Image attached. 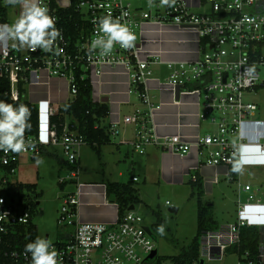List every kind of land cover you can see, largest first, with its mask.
I'll return each instance as SVG.
<instances>
[{
	"label": "built area",
	"instance_id": "2783aa9c",
	"mask_svg": "<svg viewBox=\"0 0 264 264\" xmlns=\"http://www.w3.org/2000/svg\"><path fill=\"white\" fill-rule=\"evenodd\" d=\"M40 2L54 18L55 27L60 30L62 39L58 37L49 52L40 48L35 51L21 48L18 42H14L16 46L13 47L11 40H2L0 100L19 101V89L29 78L35 83H40L43 78H61L68 87L64 106L74 102L77 80L88 79L91 85L93 77L102 75L103 66H122L129 79L128 94L134 95L143 106V109L135 110L122 120L124 125L131 124L134 128V138L130 144L133 152L141 156L147 148L157 147L163 152L185 158L195 148L202 166L213 169L223 167L225 179L238 186L236 220L201 235L199 259L193 264H200V261L203 264L205 261H222L227 249L239 244L240 231L244 228L258 229L257 252L253 257L245 252L237 264H264V220L258 225L252 223L253 218L260 216L255 210L263 208L264 204L260 199L255 200L252 185L238 182V172L235 177L230 170L234 164L239 165L243 126L251 121L259 109L256 103L248 100V96L264 87V0H197L195 4L190 0H169V4L164 6L153 0V11L135 6L136 3H148V0ZM196 6H207L208 12L193 13L192 9ZM12 9L17 11L18 16L23 10L21 5L13 7L0 0V24H7L8 13ZM66 11L74 12L79 19V23L74 24L75 39L67 36V30L62 25L60 13ZM109 15L113 20L126 25L136 39L131 48H121L117 43L110 55L101 56L99 49H89L92 40L103 35L99 31V20ZM68 19H71L70 15ZM146 23H169L193 29L197 35L195 60L163 63L155 53L143 55L140 44L144 41H138L137 38ZM158 64L166 65L169 74L163 83L173 93L179 88V93L195 95L198 122L206 123L211 130L192 141H186L178 135H156L152 118L153 112L158 111L160 105L155 104L147 95V83L158 82L151 72V67ZM92 101L102 103L101 99L93 96ZM58 110L49 102L43 110L38 109L36 135L30 134L28 129L24 133L26 145L34 147H26L20 153L0 151V264H32L31 253L25 255L23 250L11 248L8 239L16 234V229L31 221V205L23 199L12 197L19 186L13 184L11 179L17 172L19 155L37 158L41 150L49 147L60 148L64 162L69 167L67 177L76 184V192L62 199L56 220L58 227L67 229L60 240L52 242L58 253V264H160L157 253L151 257L155 251L151 229L144 225L143 218L135 210H128L120 216L118 205L106 199V192L103 193V204L114 207L115 220L110 224L77 222L80 190L93 185L79 183L81 171L78 152L85 141L76 131L70 130L68 118L64 119L61 134H57L56 124L50 118L56 116ZM41 115L45 117L43 123L39 122ZM107 127L110 138L118 136V122H112ZM40 132L44 133V140L39 138ZM192 178L195 182V177ZM132 181L137 182V179L133 178ZM218 181L215 175L214 182ZM60 183H64V180H60ZM102 187L105 190V186ZM242 193L247 196L245 202L240 200ZM145 228L149 229L150 234Z\"/></svg>",
	"mask_w": 264,
	"mask_h": 264
},
{
	"label": "crops",
	"instance_id": "0c3cea01",
	"mask_svg": "<svg viewBox=\"0 0 264 264\" xmlns=\"http://www.w3.org/2000/svg\"><path fill=\"white\" fill-rule=\"evenodd\" d=\"M156 1L161 4V0ZM190 2L195 4L197 0H190ZM135 6L142 7L141 3H136ZM192 11L200 14L208 12V8L207 6H196ZM139 32L137 40L144 41L140 44L143 55L155 53L163 63L192 62L196 58L197 35L193 29L180 28L169 23H146ZM2 42L0 41V45L3 44ZM152 67H164L167 74L169 73L165 64ZM128 81V75L122 66H103L102 75L93 77L91 80L92 96L101 100L107 98V102H105L108 106L107 126L112 122L119 123L118 140L115 142L118 150L123 146L131 149L130 144L134 138L133 126L131 124L124 125L122 120L124 117L132 115L135 110L143 109L138 100L136 98L132 100L131 95L128 94ZM24 89L23 99L41 110L48 102L59 109L68 97L67 83L61 78H43L40 83H35L33 79L29 78ZM147 95L155 104L160 105V109L153 112L152 118L154 131L158 137L178 135L186 141H192L198 135L203 134L202 124L198 122V106L194 94L179 93V97L176 99L171 89L158 79V82L148 81ZM260 111L259 108L251 121L243 126V142L239 159L241 170L238 172V182L241 181L243 171L264 169V119L260 118ZM118 153L120 154L119 151ZM138 157L137 163L135 160H131L132 157L130 162L140 164L144 181L155 180L158 184L176 188L183 187L185 183L191 186L194 183L192 177H195L201 184L203 200L210 203L213 209L216 207V196L220 198L221 203L223 201L225 203L226 194L224 190L228 184H233L225 179L223 167L213 169L202 166L195 148H192L185 158L163 152L157 147L147 148L144 155H138ZM78 165H80L79 159ZM215 175L219 179L217 183L214 182ZM258 175L260 176V174ZM133 178L136 177L131 179ZM245 184L249 183L245 182ZM85 185L93 186L83 187L80 190L77 222L112 223L115 220V209L103 204L105 190L102 185L104 182L85 183ZM233 219L234 222L236 220V207L233 210ZM215 222L219 228L231 224Z\"/></svg>",
	"mask_w": 264,
	"mask_h": 264
},
{
	"label": "rangeland",
	"instance_id": "374dc122",
	"mask_svg": "<svg viewBox=\"0 0 264 264\" xmlns=\"http://www.w3.org/2000/svg\"><path fill=\"white\" fill-rule=\"evenodd\" d=\"M141 5L145 10L153 11L155 9L154 5L149 7L147 2H143ZM17 17V11L10 10L6 20L7 24L14 23ZM151 72L152 77L158 78L160 81H163L169 74L164 67H151ZM262 79L264 81V73H262ZM248 97L249 101L258 105L261 110L260 118L264 119V87L259 88L254 95ZM134 98L135 96L131 95V99L134 100ZM44 119L45 117L41 115L39 122L43 123ZM201 124L203 133L211 130V127L206 123ZM107 125L108 118L100 123L101 127H107ZM40 131H42L41 127ZM39 138L45 139L43 132L39 133ZM117 140L118 136H115L111 138V144L102 146L100 156L89 145L81 146L78 152L81 171L79 183L116 182L126 184L131 182L132 187L138 189L139 199L142 202L134 210L143 218L144 225L151 229L157 260L160 261V264H172L171 258L175 257L180 248L188 245L196 236V196H192V187L188 183H185L183 187L175 188L158 184L155 180L144 181L140 164L130 162L132 157L131 160H135L137 163L138 154L132 152L133 150L131 151L127 146L120 147L118 150L115 143ZM17 161V172L11 180L13 184L17 183L18 186H23V191L18 187L12 197L23 199L24 202L30 204L35 201L33 196L36 195L39 205L36 206L32 222L36 226L38 237L45 239L47 236V239L52 242L60 240L62 238L60 234L67 230L58 227L56 223L62 199L66 195L76 192V184L67 177L68 168L61 166V162L65 159L60 148H45L36 159H30L29 155L21 154ZM132 177H136L137 182H133ZM60 180H64V183H60ZM240 182L251 184L255 200L260 199L264 204V169L243 171ZM224 192L226 194L225 203H223L224 201L221 203L220 198L216 196V207L212 209V219L219 224L233 223V210L236 207L239 189L237 184L233 183L228 184ZM106 199L112 200L107 196ZM246 199L247 196L242 193L240 195L241 202H245ZM255 200L253 201L255 202ZM170 207L177 208V212H170ZM227 211L228 213H226ZM255 211L260 216L253 218L252 223L258 225L264 220V206ZM152 212H157L162 222H158ZM161 225L164 227L163 235L158 232ZM238 262V257L235 254H226L222 261H205V264H237Z\"/></svg>",
	"mask_w": 264,
	"mask_h": 264
},
{
	"label": "trees",
	"instance_id": "16d2710c",
	"mask_svg": "<svg viewBox=\"0 0 264 264\" xmlns=\"http://www.w3.org/2000/svg\"><path fill=\"white\" fill-rule=\"evenodd\" d=\"M62 25L67 30V36L72 39L76 38L74 31V24L79 23L78 16L72 11H66L60 13ZM69 15L71 19L69 18ZM4 22V20H3ZM77 93L74 102L68 103L58 110V114L50 118L52 123L56 124L57 134L60 135L64 119L68 118L69 128L71 131H76L84 138L85 144L89 145L98 156H100V148L102 146L111 144V138L107 133L108 127H101L100 123L104 121L108 116V106L106 103H94L92 101V87L88 79L77 80L76 83ZM21 99L17 102H10L4 100L8 104L13 106L24 104L30 109V118L28 123L30 134L36 135L38 128V109L35 105H32L25 101L22 97L25 89L20 87ZM43 151L41 150V154ZM33 159H36L33 158ZM62 167H68V165L62 161ZM231 168V173L236 177L237 172H234ZM105 192L107 197H111L110 202H114L118 205V212L120 216H123L128 209L133 206L134 209L137 205L141 204L139 199L138 189H134L131 182L126 184L116 182L104 183ZM20 187V186H19ZM192 196H196V216H197V232L193 240L186 246L181 247L178 254L171 258L172 264H193L194 261L199 259V238L206 232H212L219 229L218 224L212 219V205L203 200L202 187L199 181H196L191 185ZM23 191V186L20 187ZM34 202L31 205V221L28 225L16 229V234L9 239L10 246L13 249L23 250L28 243L34 242L38 237L36 226L33 224L32 219L35 214L36 206H38L37 196L34 195ZM157 218L158 222H162L157 212H152ZM258 245V229L256 228H244L240 231V242L237 246L227 249L226 254H235L238 259L245 253L249 252L251 257L256 255Z\"/></svg>",
	"mask_w": 264,
	"mask_h": 264
},
{
	"label": "clouds",
	"instance_id": "9594fccd",
	"mask_svg": "<svg viewBox=\"0 0 264 264\" xmlns=\"http://www.w3.org/2000/svg\"><path fill=\"white\" fill-rule=\"evenodd\" d=\"M4 2L13 7L21 5L23 10L11 25L0 24V41L8 39L18 42L21 48L26 47L31 51L40 48L49 52L52 51L57 38L62 39L60 30L55 27L54 18L49 15L48 8L42 5L40 0H4ZM161 4H169V0H161ZM148 5L152 7L153 0H148ZM98 27L103 35L92 40L90 51L99 49L101 56H108L114 44L118 43L124 49L134 46L135 34L126 25L113 20L110 15L101 18ZM15 46L16 43H13V47ZM30 115V109L26 105L13 106L0 100V151L20 153L26 147H34V145H26L24 138L26 129L31 127L28 123ZM232 170L239 172L241 169L238 164H234ZM158 232L164 234L163 225L159 226ZM24 253L25 255L31 253L32 264H58V253L50 239L37 237L34 242L25 246Z\"/></svg>",
	"mask_w": 264,
	"mask_h": 264
},
{
	"label": "water",
	"instance_id": "95a60500",
	"mask_svg": "<svg viewBox=\"0 0 264 264\" xmlns=\"http://www.w3.org/2000/svg\"><path fill=\"white\" fill-rule=\"evenodd\" d=\"M174 97H175L176 99L179 97V88H176V89H175ZM101 101H102V103H105V102H107V98H104V99H102ZM128 210H129V211H132V210H134V207L131 206ZM169 211L172 212V213H176V212H177V208L170 207V208H169ZM145 230H146V232H147L148 234H150V231H149L148 228H145ZM155 254H156V251H154V252L152 253L151 257H153ZM200 264H203V261H200Z\"/></svg>",
	"mask_w": 264,
	"mask_h": 264
}]
</instances>
